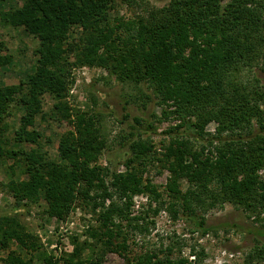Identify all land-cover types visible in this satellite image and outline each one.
<instances>
[{
	"label": "trees",
	"instance_id": "16d2710c",
	"mask_svg": "<svg viewBox=\"0 0 264 264\" xmlns=\"http://www.w3.org/2000/svg\"><path fill=\"white\" fill-rule=\"evenodd\" d=\"M5 1L0 0V6ZM20 2L14 9L0 10V20L22 26L38 46L26 79L0 84V121L11 104L23 110L14 138L20 148L10 153L21 158L26 178L11 181L9 189L18 203L43 200L46 214L56 219L65 218L78 200H92L94 209L102 208L101 224L90 232L94 242L101 243V253L86 263L78 258L76 247L64 264H100L106 250L123 256L122 264H187L184 258L156 252L126 253L128 239L121 221L138 232L147 230L139 225V217L128 214L137 194H147L149 204L156 203L154 213L166 205L173 214L195 216L197 210L225 203L252 214L264 210V175L258 174L264 169V86L257 78H242L244 70L264 64V0H169L130 23L118 20L115 26L109 25L108 16L114 0ZM72 25L85 31L75 45L68 41ZM4 49L0 41V67L10 62ZM71 54L76 62L104 67L121 80L146 83L157 102L170 108L163 114H173L180 124L190 122L204 142L197 147L174 137L166 143L158 160L169 171L163 192L171 200L161 199L155 185L142 181L143 160L153 149L149 141L128 143L133 156L124 161V171L109 172L96 164L105 147L96 121L81 113L71 119L64 101L74 64ZM45 93L54 99L51 118L72 125L59 139L58 160L20 145H38L40 132L28 127L41 112ZM212 121L215 133L206 137ZM181 179L187 182L184 191ZM1 220L0 247L8 250L2 264H32V257L25 259L23 254L39 253L36 238L16 219ZM199 224L203 226V219ZM255 255L264 256V243L256 246ZM45 260L57 264L52 257Z\"/></svg>",
	"mask_w": 264,
	"mask_h": 264
},
{
	"label": "rangeland",
	"instance_id": "374dc122",
	"mask_svg": "<svg viewBox=\"0 0 264 264\" xmlns=\"http://www.w3.org/2000/svg\"><path fill=\"white\" fill-rule=\"evenodd\" d=\"M168 1L114 0L108 14L109 25L115 26L118 20L130 23L145 15L152 7L159 8ZM20 5V0H6L0 10L9 11ZM84 32L81 25H72L68 41L75 42L73 45L77 41L80 43ZM0 41L5 46L3 53L10 58L7 65L0 67V84H17L25 80L35 64L34 52L38 40L22 26H12L0 20ZM69 60L74 64L70 69V83L64 101L71 119L81 113L96 121L101 137L105 140V147L96 164L109 172L124 171V161L133 156L128 143L138 139L149 141L153 149L140 167L142 181L155 185L162 192L161 199L171 200L163 192L169 171L158 158H161L166 143L174 137L186 138L197 147L204 144L195 136L190 122L180 124L173 114L166 117L163 112L170 108L157 102L146 83L121 80L104 67L76 62L72 54ZM242 78L251 81L257 78L259 85L264 86V64L250 71L244 70ZM41 101L42 110L35 116L33 126L28 127L29 130L40 132L38 145H20L25 150L38 148L48 158L58 160L59 139L72 130V125L68 121L51 118L54 99L49 94H43ZM8 111V115L0 121V226L2 217H12L36 238L40 245L39 253L23 254L25 259L32 257V264H52L45 260L48 257H52V261H57V264H64L63 259L69 257L76 247L80 248L78 258L89 262L101 253V243H95L90 236L91 229H98L101 224V206L94 209L92 200L88 203L78 200L65 218L56 219L46 214L41 199L37 202L15 201L9 183L26 176L21 158L12 156L10 150L17 151L20 148L14 138L19 135L23 110L11 104ZM148 124L155 129H147ZM215 126L213 121L206 126V137L215 133ZM258 174L262 177L264 169L259 170ZM180 187L183 191L186 189V180H180ZM132 201L129 216L139 217V225L147 230L138 232L131 229L126 220L121 221L128 239L126 253L129 256L156 252L160 256L184 258L187 264H264V256L259 258L255 255L256 246L264 243V210L252 214L241 206L225 203L207 210H197L195 216H188L182 211L173 214L166 205L154 213L156 203L149 204L147 194H137ZM108 203L106 200L105 205ZM201 219L203 226L199 224ZM204 228H207L206 232L202 231ZM92 244L89 248L88 245ZM11 248L14 249L15 245ZM7 251L0 247V264ZM123 262V256L110 250H106L100 260V264Z\"/></svg>",
	"mask_w": 264,
	"mask_h": 264
}]
</instances>
